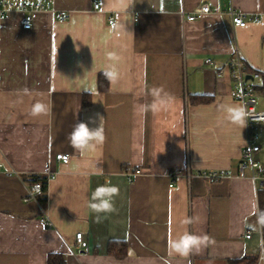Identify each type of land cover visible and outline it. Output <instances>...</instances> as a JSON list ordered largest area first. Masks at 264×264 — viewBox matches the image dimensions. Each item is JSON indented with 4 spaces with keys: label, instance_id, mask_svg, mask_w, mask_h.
Instances as JSON below:
<instances>
[{
    "label": "crops",
    "instance_id": "crops-1",
    "mask_svg": "<svg viewBox=\"0 0 264 264\" xmlns=\"http://www.w3.org/2000/svg\"><path fill=\"white\" fill-rule=\"evenodd\" d=\"M206 4L210 14L188 20ZM232 9L263 21L234 27ZM28 18L31 29L24 27ZM236 50L249 72L260 74L250 76L251 87L260 84L264 0H53L30 16L0 14V264H48L52 254L66 264L259 262L263 233L251 206H259L260 187L250 170H240L246 127L223 119V108L241 105L230 95L226 69ZM108 64L119 78L100 92ZM153 89L166 107H152ZM256 94L264 112V96ZM197 95L213 100L192 104ZM37 100L51 111L33 117ZM138 104L148 110L137 111ZM101 117L103 144L74 150L66 139L74 125L98 127ZM261 141L256 158L264 170ZM61 153L69 163L57 160ZM210 173L226 176L212 182ZM34 177L49 180L46 206L27 199ZM105 184L120 189L117 211L97 221L88 204ZM44 214L52 228L41 222ZM185 230L207 235V246L186 258L169 256V239ZM78 235L86 250L76 246ZM111 241L127 243L124 260L109 254Z\"/></svg>",
    "mask_w": 264,
    "mask_h": 264
},
{
    "label": "built area",
    "instance_id": "built-area-1",
    "mask_svg": "<svg viewBox=\"0 0 264 264\" xmlns=\"http://www.w3.org/2000/svg\"><path fill=\"white\" fill-rule=\"evenodd\" d=\"M40 0L39 3H29L22 0L19 3H12L6 0H0V14L6 15L12 12H20L24 14H28L29 16L38 12H43L49 9L53 0ZM94 9L99 10L100 4L97 2L94 3ZM211 13V8L207 4L195 11V13L188 17L189 21H195L197 19L196 15H206ZM140 15V14H139ZM139 15H137L136 20H139ZM230 17H232V23L234 27L244 28L247 26L249 21H257L262 22L263 18L256 14L247 15L242 12H238L234 9L230 11ZM112 24L116 23L114 19H111ZM25 29H31L32 22L28 18L24 21ZM212 60H208V63H212ZM245 62L241 56L239 55L238 50L234 53L231 61L226 65V69L230 72V78L232 81V88L230 92L231 97L239 102L241 105L246 107V111L249 113L248 122L246 127L247 132V141L243 151L242 163L240 166V170L244 173L247 170L251 171V179L252 181L258 185V187L264 186V170L261 168L260 162L257 160L256 155L261 152V145L259 143L260 137L256 131V128L259 124H264V112L259 110V101L257 98V92L253 90L250 85V80L247 79L250 76L253 79H259L260 74L255 73L251 74L247 68ZM224 75V70L218 72V76L221 78ZM57 160L63 163H69L71 160V156L69 154H58ZM206 177L211 179L212 182L218 181L226 176L223 173H210L205 174ZM51 178H54L53 176ZM36 185H39V190H36ZM43 185L41 183H35L28 190V200H37L38 195L42 194ZM41 222L47 227L52 228L54 226L53 222L50 220L48 215L44 214L41 218ZM248 238H251V234H248ZM76 246L80 248V250H86L88 248L87 240L78 235L76 237ZM262 247L261 246V254L259 257L258 264H264V260H262Z\"/></svg>",
    "mask_w": 264,
    "mask_h": 264
},
{
    "label": "clouds",
    "instance_id": "clouds-1",
    "mask_svg": "<svg viewBox=\"0 0 264 264\" xmlns=\"http://www.w3.org/2000/svg\"><path fill=\"white\" fill-rule=\"evenodd\" d=\"M113 29H117L118 25L114 23ZM123 27V26H119ZM104 77L109 81H115L119 78V70L115 64H108L103 69ZM28 94V90H25ZM153 94L156 97L153 101L152 107H166L168 100L160 95V91L153 89ZM148 105L138 104L135 106L137 111L148 110ZM51 111L50 105L45 104L43 101L37 100L31 107L30 114L33 117L48 114ZM223 119L235 126L243 129L248 122L249 113L243 105H230L223 108ZM66 139L69 141L70 146L81 153L85 151H94L98 145L103 144L105 141V133L103 126V118H100L98 127H89V123L79 122L76 123L72 131L67 135ZM97 174L102 175L104 170L97 167ZM39 185H36V190H39ZM120 189L116 185L105 184L99 185L91 193L90 203L88 207L93 213H96V219H101L100 214H111L117 211L115 207V198L119 196ZM251 215L256 217V226L264 229V209H260L258 204L251 206ZM184 223H192L191 219L184 221ZM255 230V227H254ZM208 236L197 235L185 230L183 234L178 235L168 241V255H178L181 257H188L191 254H200L207 246ZM261 245L264 246V239L261 240ZM262 260H264V247H262Z\"/></svg>",
    "mask_w": 264,
    "mask_h": 264
},
{
    "label": "trees",
    "instance_id": "trees-1",
    "mask_svg": "<svg viewBox=\"0 0 264 264\" xmlns=\"http://www.w3.org/2000/svg\"><path fill=\"white\" fill-rule=\"evenodd\" d=\"M262 81L260 84L252 85V88L259 92L262 96H264V75H262ZM98 90L100 92H106L109 89V80H107L104 75H101L99 77V83H98ZM91 94H86L84 97V105H89L91 102ZM213 98L211 96H192L191 97V103L192 104H209L211 103ZM48 179L47 178H41V177H34L32 178L31 184L35 183H41L43 185V192L42 194L38 195L39 202L43 205H47V190H48ZM259 208L264 209V186L259 189ZM263 233V239H264V229H262ZM108 251L109 254L116 257L117 259H123L127 256V243L123 241H111L108 244ZM258 263V257H247L240 260H231L229 261V264H257ZM48 264H66V261L61 255H50L48 258Z\"/></svg>",
    "mask_w": 264,
    "mask_h": 264
},
{
    "label": "rangeland",
    "instance_id": "rangeland-1",
    "mask_svg": "<svg viewBox=\"0 0 264 264\" xmlns=\"http://www.w3.org/2000/svg\"><path fill=\"white\" fill-rule=\"evenodd\" d=\"M260 136L262 138L263 154L261 155V160L264 162V127L260 129Z\"/></svg>",
    "mask_w": 264,
    "mask_h": 264
},
{
    "label": "water",
    "instance_id": "water-1",
    "mask_svg": "<svg viewBox=\"0 0 264 264\" xmlns=\"http://www.w3.org/2000/svg\"><path fill=\"white\" fill-rule=\"evenodd\" d=\"M247 79H250V77L249 78H247ZM252 79V78H251Z\"/></svg>",
    "mask_w": 264,
    "mask_h": 264
}]
</instances>
